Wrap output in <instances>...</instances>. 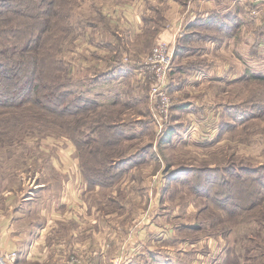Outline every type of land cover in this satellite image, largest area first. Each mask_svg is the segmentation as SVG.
Here are the masks:
<instances>
[{
    "label": "rangeland",
    "instance_id": "374dc122",
    "mask_svg": "<svg viewBox=\"0 0 264 264\" xmlns=\"http://www.w3.org/2000/svg\"><path fill=\"white\" fill-rule=\"evenodd\" d=\"M169 5L168 0H0V85L11 86L12 74L13 80L57 85L40 88L16 108L4 104L11 94L0 92V99H8L0 104V254L16 251L13 264L73 258L112 264L132 225L128 220L143 208L129 187L134 177L113 165L137 155L130 165L157 161L149 169L147 180L157 191H148V206L156 197L172 201L161 214L180 212L182 219L173 224L191 221L175 241L182 239L177 246L182 251L191 247L183 240L194 244L182 257L191 264H264V0H245L232 11L191 8L177 35L169 85L173 105L161 129L152 111L154 78L142 62L158 43ZM133 7L138 17L130 18ZM212 10L217 22L227 16L235 31L205 26ZM238 13L247 20L240 26ZM242 38L244 46L231 43ZM214 39L216 47L230 49L224 56L232 65L238 52L245 71L223 86L228 94L222 100L188 86L195 58L185 54L204 52ZM127 64L135 67L130 80H94ZM51 91L56 105L68 103L78 111L57 115L33 102L44 100L57 109L48 102ZM213 108L219 111L210 112ZM140 125L145 128L138 130ZM66 152L77 153L78 176L54 165H60L58 153ZM68 182L74 185L73 203L66 209ZM152 209L143 215L149 217Z\"/></svg>",
    "mask_w": 264,
    "mask_h": 264
},
{
    "label": "crops",
    "instance_id": "0c3cea01",
    "mask_svg": "<svg viewBox=\"0 0 264 264\" xmlns=\"http://www.w3.org/2000/svg\"><path fill=\"white\" fill-rule=\"evenodd\" d=\"M170 5L167 8L168 10V20L166 18V23L162 25V27L158 30L157 34V41L159 42H170L173 45H176V42L178 41V33L181 32L184 28V21L188 17L189 12L191 8H202L205 10V8H221L224 7L225 10H231L240 4V6H243L245 0H231L232 3H230L228 0H199L198 2L196 0H189L186 3H182L179 0H168ZM127 4V3H126ZM128 7L131 8L130 3H128ZM135 10V7H133ZM133 9H130L127 14ZM241 9V8H240ZM215 11V10H214ZM214 11L212 10V14H214ZM232 11V10H231ZM243 11V8L241 9ZM135 14H131L130 18H133L134 16L138 17L137 13L138 11L135 10L133 12ZM196 13V11H194ZM162 14L164 15V12L162 11ZM167 14V11H166ZM238 21L240 24H237V26H240L243 24V22H247L245 14L238 13ZM129 16V14H128ZM164 17V16H163ZM185 18V19H184ZM246 25V23L244 24ZM243 25V26H244ZM242 26V27H243ZM208 27V26H207ZM214 26H210L209 28H213ZM194 31V30H193ZM235 31V28L233 29ZM133 35V34H132ZM243 39V38H242ZM217 40V39H216ZM245 39L241 41H235L234 39L231 41L232 44L236 45L237 47L244 46ZM258 43L261 42L259 39L256 40ZM235 42V43H234ZM219 41L212 40L209 44H207V48L204 52H199L196 54H185V56L193 55L194 61L191 64L192 67H194V70L191 74H189V84L188 86L195 87L198 91H203L208 96L217 97L220 95L221 100L222 96H226L228 94V89L223 86L226 84L228 85L229 82H237L239 80V77L243 76L244 74V67H243V60L240 59L239 63V55L238 52L234 56L233 61L234 66L232 63H229L227 61V56H224V54H227V52L230 50H227L226 47H216L218 46ZM233 46V45H232ZM232 48V47H231ZM232 52V51H231ZM184 56V57H185ZM243 52L241 53V58H243ZM190 57V56H189ZM244 59V58H243ZM232 62V59H230ZM241 64V65H240ZM113 67V66H112ZM111 69L108 68L104 71L108 72V74L104 76H98L94 77V80L100 84L101 82L105 81H112V84H116V82L122 81V80H130L134 74L135 67L133 65H124L122 68H119L116 70L114 67ZM171 78V76H170ZM171 88V83H170ZM122 93V92H121ZM223 102H220V107L222 106ZM219 110H216L213 108L210 112H218ZM216 116L214 115V118ZM221 124H222V117H221ZM145 127L140 125L137 127L138 130H143ZM222 129V125L217 129L216 132ZM205 140L211 142L213 139L210 137H203ZM61 156L60 165L59 163H56L54 165L59 166L60 170H63L65 175L73 173L75 171L76 176L77 174V167L79 165V158L77 156V153L72 152H66V153H58ZM72 154V156H71ZM136 159V158H134ZM66 167H61V164ZM157 161H151L148 164L139 163L130 165L128 168L125 169L126 176H132V180L130 181L129 187H131V190L137 195V200H142L139 203L143 206V208L140 209L138 215L135 214L132 216L131 219L128 220L131 221L132 225L129 230H126L124 242L120 246V248L113 253H118L114 261H117L119 259H122L123 264H191L187 257L182 256H189L192 253L191 247H194L193 242H190L188 240H183L184 245L187 244L190 249L184 248L182 251L181 247H177L180 245L179 243L182 242H176V239L180 236L182 228H186V230L191 228L188 226L190 222L186 221L185 224H173L174 221L182 219L180 212H174L170 216V218L165 217L163 213L161 214V210L165 209V207L168 206V204H172V201H163L156 197L155 199H152L149 203V206L152 205L153 209L151 212V215L148 217L147 215H143L144 212L148 209V191H157L153 190L148 182V177L151 175L149 169L154 168V165ZM154 164V165H153ZM80 174V173H79ZM130 180V179H128ZM159 187L162 185L157 184ZM70 186H74L73 184L67 183L63 191L68 193V197H66L65 201V208L69 209L71 206V203L73 201L70 200ZM150 187V189H149ZM157 189V188H156ZM157 196V195H156ZM69 198V199H68ZM75 205V203L73 204ZM148 206V207H147ZM179 208V206H177ZM190 213V211L188 212ZM143 215V216H142ZM115 221H118L116 218ZM134 224V225H133ZM116 229V228H115ZM117 230V229H116ZM118 231V230H117ZM178 231L177 233H175ZM176 234V235H174ZM185 237V236H184ZM174 238V239H173ZM186 239V238H184ZM205 240H201L200 242L203 243ZM199 242V243H200ZM175 243V244H174ZM210 246H213V243L210 241ZM203 253V252H202ZM205 254L210 253L208 251H204ZM203 253V254H204ZM114 258V257H113ZM201 258V257H200ZM113 261V262H114ZM194 264L196 261L193 262ZM202 264H206V262H201Z\"/></svg>",
    "mask_w": 264,
    "mask_h": 264
},
{
    "label": "built area",
    "instance_id": "2783aa9c",
    "mask_svg": "<svg viewBox=\"0 0 264 264\" xmlns=\"http://www.w3.org/2000/svg\"><path fill=\"white\" fill-rule=\"evenodd\" d=\"M255 11V10H254ZM175 45L170 42L157 43L151 53L142 62L153 75L151 95L153 98V118L157 125L163 129L171 116L173 105L172 96L169 92L170 74L174 69ZM16 251L7 255L0 254V264H13L17 258ZM59 264H81L76 258L67 260ZM112 264H123L122 259L114 261Z\"/></svg>",
    "mask_w": 264,
    "mask_h": 264
},
{
    "label": "trees",
    "instance_id": "16d2710c",
    "mask_svg": "<svg viewBox=\"0 0 264 264\" xmlns=\"http://www.w3.org/2000/svg\"><path fill=\"white\" fill-rule=\"evenodd\" d=\"M226 17L227 16L221 17L220 20L222 22H217V20H216L217 18L215 17V14H214L213 17H210L209 18L208 23L205 22L206 23L205 26H209L210 25V26H214L213 27L214 29H219V30H221L223 32H226V33H229V34L230 33H233L234 32L233 31L234 27L231 25V21H229L228 18H226ZM235 19L238 20L237 17ZM214 21L217 24H214ZM192 31H193V29H192ZM190 35L191 34L187 33V35H185V36L187 37V36H190ZM7 76L9 77L8 79L10 80V82H12V85L11 86H6V87L0 85V92L2 90L6 94H11V97H9L10 103L7 104V103L4 102V104H6V106H14L15 108L18 107L16 105L26 104L27 98L32 93H37L40 90V88L41 89H45V88H49L50 89L51 87H56L57 86V85L56 86H50L49 84L47 85V83L45 81L44 82L41 81V79H39L38 82L35 81L34 78H32L30 80L28 78L27 80L22 81V79H19L18 77L13 80V78L15 76L13 74L12 75H7ZM170 76H171V74H170ZM260 78H264V76H262ZM22 93H24V95H23V97H21V99L17 100L16 98H14L15 96H17V97L20 96ZM45 96H48V95H45ZM49 96H50V99L48 100V102H50L52 105H55L54 108H56L58 106L57 109H51V107H49L45 103L44 100L40 101L39 99H36L33 102L36 101V103L39 104V105L42 103V107L46 108L47 110H49V111H51V112H53V113H55L57 115L70 114V113H73V111H75V110L78 111V109H70L69 106H68V103H66V104H62L61 103V104L56 105L57 102L55 101V98L54 99H51L52 96H54V91H51L49 93ZM3 100H8V99H0V104L3 103ZM167 132H168L167 133L168 136H171L172 135V130L171 131H167ZM138 156L139 155H137V157ZM133 160L132 159L129 160L128 158L127 159L120 160L118 163L116 162L113 165V167H118L119 170H122L124 168V170H125L126 167L129 166L130 165V162H132Z\"/></svg>",
    "mask_w": 264,
    "mask_h": 264
}]
</instances>
